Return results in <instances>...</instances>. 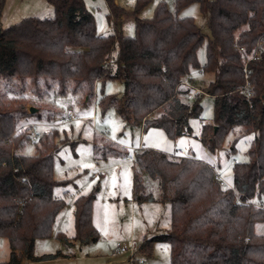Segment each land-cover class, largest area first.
Returning <instances> with one entry per match:
<instances>
[{
	"label": "trees",
	"instance_id": "1",
	"mask_svg": "<svg viewBox=\"0 0 264 264\" xmlns=\"http://www.w3.org/2000/svg\"><path fill=\"white\" fill-rule=\"evenodd\" d=\"M49 2L53 18H29L0 28V77L32 78L40 100L68 92L91 97L97 83L119 80L124 84L121 97L98 99L104 112L114 107L125 123L145 132L161 129L170 139L190 134V121L201 116V96L212 97L213 127L203 126V145L215 153L241 128L243 136L254 135L247 160L234 161L233 185L225 187L216 179L218 167L192 157L172 159L150 148L139 152L135 201L163 203L171 215L169 230L142 247L168 243L171 264H264V234L256 233V225L264 223V48L259 60L249 61L264 35V0H176L175 12L160 2L152 19L136 18L133 37L118 30L98 35L84 0ZM149 2L138 0L136 12ZM107 3L116 19L125 14L114 0ZM193 3L210 15L212 37L204 66L198 60L204 34L193 18L178 16ZM196 71L213 77L206 89L199 88V98L183 84L189 80L194 87ZM10 106L0 93V238L12 249L8 264H20L21 256L34 257L38 239L51 236L65 205L54 189L65 183L54 178L58 147L51 138L56 135L42 136L34 155L22 154L32 140L30 128L17 130L25 107L11 111ZM97 152L128 154L123 148L104 152L97 147ZM98 190L75 201L76 239L84 243L98 239L92 223Z\"/></svg>",
	"mask_w": 264,
	"mask_h": 264
},
{
	"label": "rangeland",
	"instance_id": "2",
	"mask_svg": "<svg viewBox=\"0 0 264 264\" xmlns=\"http://www.w3.org/2000/svg\"><path fill=\"white\" fill-rule=\"evenodd\" d=\"M84 1L87 10L94 16L98 35L109 36L118 30L125 37H133L136 18L152 19L160 2H165L175 12L176 0H149L138 12V0H114L117 6L125 10L120 19L111 15L107 0ZM54 16L55 9L49 0H5L0 12V28L9 29L29 18L51 19ZM178 16L193 18L204 34L205 40L198 51V60L204 66L207 44L212 37L209 12L203 10L199 3H193ZM241 30L236 32V37ZM212 78L211 74L203 72L192 74L194 87L200 89H206ZM34 91L32 78L20 80L0 77V93L5 94V101L11 104L9 110L25 107V113L18 114L17 130L30 128L29 134L31 131L36 132L39 139L44 135H56L51 138V143L58 147L54 178L58 183L65 184L54 189V196L63 199L65 205L56 217L51 236L38 239L33 250L34 257L27 259L21 256L20 264H139L130 260L131 252L124 250L131 246L135 249L137 261L142 259L144 264H171L168 243L153 244L148 250L142 247L144 242L168 228V214L164 207L161 204L135 201L133 187L137 166L124 163L123 154L102 156L97 152V147L104 152L118 148L125 151V148L138 147L142 141L145 148L163 152L172 159H179V151L184 150L185 157L218 167L226 183L225 187H232L234 161L247 160L246 153L254 139L253 134L243 136V130L238 128L228 135L221 149L211 153L201 141L203 126L208 124L213 127L214 99L207 95L200 98V118L190 121L192 132L170 139L161 129L150 128L146 132L142 129L141 132V128L125 123L114 107L104 112L98 99L102 95L121 97L124 84L119 80L97 83L91 97L75 96L68 92L64 96L52 93L40 100ZM191 91L194 98L200 97L194 88ZM32 108L35 112H31ZM70 110L80 120L61 124V117ZM38 141L30 140L21 153L34 155L35 143ZM97 186L99 190L95 193L92 223L98 239L84 243L76 239L75 201L80 196L92 194ZM254 204L258 206L259 202L254 200ZM256 233L264 234V223L256 225ZM11 253L9 241L0 238V264H8Z\"/></svg>",
	"mask_w": 264,
	"mask_h": 264
},
{
	"label": "built area",
	"instance_id": "3",
	"mask_svg": "<svg viewBox=\"0 0 264 264\" xmlns=\"http://www.w3.org/2000/svg\"><path fill=\"white\" fill-rule=\"evenodd\" d=\"M262 48H264V35H262V36L259 37V40H258V42L256 44V50L250 56L249 61L250 60H259L260 57H261V50H262ZM241 51L244 52V49L242 48ZM183 84H185L188 87H192L190 84H187L186 82H184ZM195 90L197 91V93L201 92L198 89H195ZM77 120H80V118L78 117V115L73 110H70L63 117H61L60 123L61 124H70V123H73V122H75ZM81 120L84 121L85 118H81ZM92 120H94V118ZM30 136H31V139L33 141H38V139H39V135L36 132H34V131H31ZM142 150H143V147H142L141 144L139 145L138 148H131L130 151H129V153L122 158L123 162L124 163H130V164H134L135 165L136 164V156ZM179 155L181 157H185L186 156V152L185 151H180L179 152ZM215 170H216L215 171V176H216V179L218 180L219 184L221 186H226V183H225V181H224V179L222 177L221 171L219 169H217V168ZM118 247L120 248L121 245L118 244ZM124 250H127V251L131 252L132 255H131L130 260L132 262H135V263L138 262L139 264H144V260H142V259L139 260V261L136 260L134 247L131 246L129 248H125ZM119 252H120V250L117 251V253H119Z\"/></svg>",
	"mask_w": 264,
	"mask_h": 264
},
{
	"label": "crops",
	"instance_id": "4",
	"mask_svg": "<svg viewBox=\"0 0 264 264\" xmlns=\"http://www.w3.org/2000/svg\"><path fill=\"white\" fill-rule=\"evenodd\" d=\"M187 84L189 83V80H186L185 81ZM99 83H101V82H99ZM185 85V84H184ZM186 86V85H185ZM193 87V86H192ZM193 88H195V89H198L199 90V88H196V87H193ZM94 119H95V117H94ZM91 122L93 121V120H90ZM76 122V121H75ZM74 123V122H73ZM141 132H142V130H141ZM142 145V141H140V143H139V145ZM139 145H138V147H139ZM138 147H135V146H132V147H129V148H125L126 149V151H128V153H129V151H130V149L131 148H138ZM142 147H143V149H147V148H145V145L143 144L142 145ZM180 151H184V150H180ZM179 151V152H180ZM180 156V155H179ZM97 175H94V177H96ZM135 200V199H134ZM143 203H145V202H143ZM147 203H149V202H147ZM154 203H156V204H161V206H163L164 207V209H165V211H166V213L168 214V220H167V224H168V228L165 230V231H163V232H159V233H157V234H161V233H164V232H167L168 230H169V225H170V218L171 217H169V216H171L170 215V208H169V206L168 205H165V204H163V203H160V202H154ZM156 234V235H157ZM155 236V235H154Z\"/></svg>",
	"mask_w": 264,
	"mask_h": 264
},
{
	"label": "water",
	"instance_id": "5",
	"mask_svg": "<svg viewBox=\"0 0 264 264\" xmlns=\"http://www.w3.org/2000/svg\"><path fill=\"white\" fill-rule=\"evenodd\" d=\"M31 112H35V109L32 108V109H31Z\"/></svg>",
	"mask_w": 264,
	"mask_h": 264
}]
</instances>
